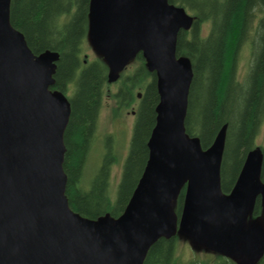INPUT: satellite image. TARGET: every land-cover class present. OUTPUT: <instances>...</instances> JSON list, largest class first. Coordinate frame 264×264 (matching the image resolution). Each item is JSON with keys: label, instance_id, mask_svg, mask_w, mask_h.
<instances>
[{"label": "water", "instance_id": "95a60500", "mask_svg": "<svg viewBox=\"0 0 264 264\" xmlns=\"http://www.w3.org/2000/svg\"><path fill=\"white\" fill-rule=\"evenodd\" d=\"M10 2L0 0V264H143L158 240L177 234L237 264H258L264 227L249 216L257 199L264 208L261 149L247 152L224 193L227 125L206 149L185 130L193 72L176 45L193 16L168 0H89L87 41L108 69L107 84L141 54L158 94L147 161L123 213L89 219L65 195L71 107L53 89L59 54L29 49L11 25Z\"/></svg>", "mask_w": 264, "mask_h": 264}, {"label": "trees", "instance_id": "16d2710c", "mask_svg": "<svg viewBox=\"0 0 264 264\" xmlns=\"http://www.w3.org/2000/svg\"><path fill=\"white\" fill-rule=\"evenodd\" d=\"M183 7L194 22L189 31L177 37V54L189 57L193 79L189 90L185 130L198 137L203 149L211 145L224 124L226 141L220 168L221 189L229 193L248 151L259 147L258 132L264 122V0H168ZM89 0H11L10 22L20 31L34 54L45 50L59 54L53 89L70 101V116L64 133L66 148L63 170L67 177L65 195L72 211L96 219L109 213L120 216L145 167L147 141L155 124L158 103L155 77L139 54L136 66L113 95L117 109H126L137 100L128 153L121 169L114 196L109 191L111 165L117 161L109 149L95 172L86 177V161L94 140L107 67L101 59L84 64L81 46L87 32ZM72 12L67 23L60 20ZM206 30V35L202 32ZM250 50L252 63L244 81L238 80L237 61L241 48ZM119 81V80H118ZM117 81V82H118ZM135 93V94H134ZM141 93L138 100L137 95ZM109 142V141H108ZM261 179L264 181V141ZM182 191L174 204L178 217ZM257 199L249 220L261 214ZM143 264H208L176 257V237L158 240L147 252ZM212 264H236L216 255ZM258 264H264V256Z\"/></svg>", "mask_w": 264, "mask_h": 264}, {"label": "rangeland", "instance_id": "374dc122", "mask_svg": "<svg viewBox=\"0 0 264 264\" xmlns=\"http://www.w3.org/2000/svg\"><path fill=\"white\" fill-rule=\"evenodd\" d=\"M205 35L206 30L204 29L202 36ZM80 56L81 60L84 61L85 64L99 59L98 55L89 45L87 39L83 41ZM237 62L238 80L242 82L247 77L249 67L252 63L249 48H241L238 53ZM135 66L136 62L132 61L121 74L123 76L128 75ZM119 86L120 79L118 82L109 84L105 92V96L103 92L101 112L97 122L96 134L86 161V177L84 176L85 179L89 178L90 175L92 176V173L95 172L102 163L106 150L109 149L111 153L117 157V161L113 162L111 165L110 172L109 191L112 197L114 196L117 184L120 180L122 164L128 153V145L135 120V116L132 114V111H136L137 109V100L126 109H117V103L113 95L116 93ZM70 94L71 93H69L67 97H70ZM263 141L264 122L260 126L256 145L260 147ZM102 151L104 152L102 153ZM254 222H258L264 227V212L261 217L250 221V223ZM176 257L183 263L190 262L191 260H197L200 263L203 261L205 263L212 264L216 260L215 254L204 249L194 247L187 238L180 234L176 235Z\"/></svg>", "mask_w": 264, "mask_h": 264}, {"label": "flooded vegetation", "instance_id": "af4514ba", "mask_svg": "<svg viewBox=\"0 0 264 264\" xmlns=\"http://www.w3.org/2000/svg\"><path fill=\"white\" fill-rule=\"evenodd\" d=\"M71 18H72V12H69L68 14H66V15H63L62 16V18H61V22L62 23H67V22H69L70 20H71ZM85 39H87V36L85 35ZM85 64V63H84ZM104 96H105V90H104ZM103 98V97H102ZM101 112V111H100ZM132 114H134L135 115V111H132ZM99 115H100V113H99ZM99 115H98V119H99ZM104 151H102V153H103ZM261 204V203H260ZM261 211H263L264 212V208H263V206H262V204H261ZM262 212V213H263ZM262 216V214L259 216V217H261ZM258 217V218H259ZM254 220V219H253ZM252 221V220H251Z\"/></svg>", "mask_w": 264, "mask_h": 264}]
</instances>
